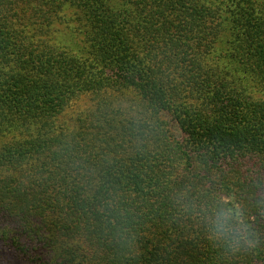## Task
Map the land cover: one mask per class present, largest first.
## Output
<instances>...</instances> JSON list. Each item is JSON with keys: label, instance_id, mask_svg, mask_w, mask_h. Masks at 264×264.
<instances>
[{"label": "trees", "instance_id": "16d2710c", "mask_svg": "<svg viewBox=\"0 0 264 264\" xmlns=\"http://www.w3.org/2000/svg\"><path fill=\"white\" fill-rule=\"evenodd\" d=\"M60 38V39H59ZM248 208L231 255L180 211ZM264 0H0V248L19 264H264Z\"/></svg>", "mask_w": 264, "mask_h": 264}, {"label": "clouds", "instance_id": "9594fccd", "mask_svg": "<svg viewBox=\"0 0 264 264\" xmlns=\"http://www.w3.org/2000/svg\"><path fill=\"white\" fill-rule=\"evenodd\" d=\"M177 203L183 214L196 221L209 243L226 254L255 250L261 243L248 208L231 194L202 192L195 197L189 190L179 194ZM253 206L264 214V196L256 198Z\"/></svg>", "mask_w": 264, "mask_h": 264}, {"label": "rangeland", "instance_id": "374dc122", "mask_svg": "<svg viewBox=\"0 0 264 264\" xmlns=\"http://www.w3.org/2000/svg\"><path fill=\"white\" fill-rule=\"evenodd\" d=\"M0 264H19V263H16L15 261H13L10 258V256L5 252V250L0 248Z\"/></svg>", "mask_w": 264, "mask_h": 264}]
</instances>
